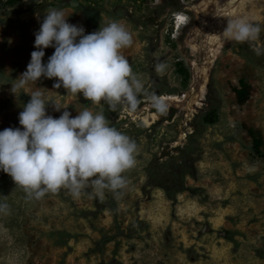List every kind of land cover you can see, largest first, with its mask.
Masks as SVG:
<instances>
[{
    "label": "rangeland",
    "instance_id": "374dc122",
    "mask_svg": "<svg viewBox=\"0 0 264 264\" xmlns=\"http://www.w3.org/2000/svg\"><path fill=\"white\" fill-rule=\"evenodd\" d=\"M4 1L0 130L22 128L18 114L28 100L20 102L5 84L26 70L36 50L34 33L52 8L62 9L67 22L82 26L85 34L110 21L122 23L132 44L121 51L143 89L135 110L126 104L110 110L103 101L93 105L63 87L55 90L56 78L28 83L47 101L66 106L56 111L49 103L53 118L64 110L71 116L84 108L102 110L110 126L135 141L136 164L124 173L127 184L118 193L105 189L97 197L88 188L74 198L61 189L39 200L0 170V203L8 205L7 214H0V264H264V159L251 151L255 139L264 150V11L252 19L259 28L255 41L221 48L196 100L190 88L194 68L207 54L209 22L244 14L238 7L245 0H22L15 6ZM53 51L45 48L42 62ZM179 59L190 70L186 90L174 70ZM233 87L247 94L244 102ZM169 95L180 100L170 101ZM212 107L218 121L201 123L200 113ZM184 162L196 168L197 179H185L194 191L176 193L172 204L163 186L171 173L183 172ZM108 196L125 234L100 248L96 241L115 229L113 212L105 207ZM136 217L146 222L140 235L127 230Z\"/></svg>",
    "mask_w": 264,
    "mask_h": 264
},
{
    "label": "clouds",
    "instance_id": "9594fccd",
    "mask_svg": "<svg viewBox=\"0 0 264 264\" xmlns=\"http://www.w3.org/2000/svg\"><path fill=\"white\" fill-rule=\"evenodd\" d=\"M66 17L56 8L43 15L34 33L36 50L30 53L26 70L12 84L11 92L17 95L42 77L56 78L53 88L80 94L93 105L103 101L110 110L119 104L135 110L143 85L121 51L132 44L131 33L119 21H110L85 34L82 26L67 22ZM223 17L227 23L218 34L221 44L257 39L259 28L250 14ZM48 47L54 51L42 62ZM49 103L42 91H32L18 114L22 128L0 130V170L29 198L37 200L61 189L76 198L88 188L97 197H102L105 189L118 193L125 188L124 173L136 164L135 141L110 126L102 110L94 113L84 108L75 116L64 110L53 118L46 114ZM155 103L162 111V104ZM52 104L56 111L66 107ZM7 211L8 205L0 203V214Z\"/></svg>",
    "mask_w": 264,
    "mask_h": 264
},
{
    "label": "trees",
    "instance_id": "16d2710c",
    "mask_svg": "<svg viewBox=\"0 0 264 264\" xmlns=\"http://www.w3.org/2000/svg\"><path fill=\"white\" fill-rule=\"evenodd\" d=\"M22 0H5L3 4L9 6H15L19 4ZM42 1V0H37ZM174 70L176 72L177 78L181 81V89L186 90L190 81V70L187 65L184 64L182 60H177L174 63ZM233 90L236 94L239 103L244 102L247 99V94L243 90L233 87ZM199 121L203 124L212 125L218 121L219 114L216 107L209 108L200 113L198 116ZM251 151L258 157L264 159V150L260 147L259 140L255 139L251 145ZM188 168L190 170H188ZM196 168L193 163L184 162L183 172L182 173H171V177L168 180V185L163 186L166 197L171 200V203L176 202V193L182 191H194V187L186 184L185 179L189 177L193 180L197 179ZM148 198V196H147ZM105 207L109 208L113 212V217L115 220V229L112 234H102L101 238L96 241L97 245L101 248L105 243L112 241L118 236L125 234V230L116 223V206L114 204V198L108 196L107 201H105ZM146 225V222L141 220L139 217H136L133 222H131L127 228L130 232H133L134 235H140Z\"/></svg>",
    "mask_w": 264,
    "mask_h": 264
},
{
    "label": "bare ground",
    "instance_id": "6f19581e",
    "mask_svg": "<svg viewBox=\"0 0 264 264\" xmlns=\"http://www.w3.org/2000/svg\"><path fill=\"white\" fill-rule=\"evenodd\" d=\"M240 5L241 6L238 7L239 9L238 8L237 9L241 11L246 10L244 14H250L252 19H259L262 17V12L264 11V0H245ZM237 9L232 10V12L233 13L236 12ZM226 23L227 20L220 21L219 19L212 20L211 22H209L211 32L206 40L207 54H205L204 57L202 58L203 60L200 63V65L195 66L194 83L190 88V93L193 95V97L196 100L201 99L204 94L205 84L208 78L210 66L215 56H217L218 52H220L223 46H225L227 43L230 42L227 41L224 44H221L219 42L220 38L218 34H220L223 31V29L226 27ZM188 42L191 49L193 50L198 49V44L194 43L193 38L191 36H189ZM162 98L165 97L163 96ZM166 99L176 102L180 100L174 95H169L168 98Z\"/></svg>",
    "mask_w": 264,
    "mask_h": 264
},
{
    "label": "crops",
    "instance_id": "0c3cea01",
    "mask_svg": "<svg viewBox=\"0 0 264 264\" xmlns=\"http://www.w3.org/2000/svg\"><path fill=\"white\" fill-rule=\"evenodd\" d=\"M15 83L14 80H10L8 82H6L5 86H7L8 90L10 93L11 92V87L12 84ZM59 88L55 89L58 90ZM32 86L30 84L25 85V87L22 90H19L18 94H17V98L18 100H20V102H26L27 100L30 99V93L32 92ZM13 95V94H11ZM46 99V98H45ZM52 106L50 104L46 105V114L47 115H51L52 114Z\"/></svg>",
    "mask_w": 264,
    "mask_h": 264
}]
</instances>
